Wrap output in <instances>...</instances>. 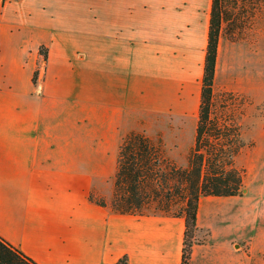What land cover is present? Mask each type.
Masks as SVG:
<instances>
[{
	"label": "crops",
	"instance_id": "1",
	"mask_svg": "<svg viewBox=\"0 0 264 264\" xmlns=\"http://www.w3.org/2000/svg\"><path fill=\"white\" fill-rule=\"evenodd\" d=\"M211 0H0V234L40 264H181L184 218L122 214L103 180L132 130L197 121ZM47 48L44 58L40 47ZM246 53V54H244ZM249 53V55H248ZM253 47L220 36L243 192L202 196L189 264H264V123ZM37 71L36 81H33ZM261 75V73H260ZM253 107V109H252ZM156 126L151 131L149 128ZM114 174V173H113Z\"/></svg>",
	"mask_w": 264,
	"mask_h": 264
},
{
	"label": "trees",
	"instance_id": "2",
	"mask_svg": "<svg viewBox=\"0 0 264 264\" xmlns=\"http://www.w3.org/2000/svg\"><path fill=\"white\" fill-rule=\"evenodd\" d=\"M225 14L222 0H211L201 101L187 164L181 166L168 155L161 136L153 137L144 130H132L124 136L119 147L110 199L97 195L94 190L89 192L91 201L108 205L117 213H162L183 217L181 264H189L193 245L206 238H198L195 234L201 230L197 225L200 197L241 194L244 170L235 165L234 158L244 146L253 144L243 141L240 124L231 113L222 112L220 117L215 113L214 102L219 92L230 97H243L228 90L215 92L213 87ZM40 52L46 58L45 46L40 47ZM36 78L37 71L33 81ZM0 264L40 263L0 234ZM116 264H127V255L121 256Z\"/></svg>",
	"mask_w": 264,
	"mask_h": 264
},
{
	"label": "rangeland",
	"instance_id": "3",
	"mask_svg": "<svg viewBox=\"0 0 264 264\" xmlns=\"http://www.w3.org/2000/svg\"><path fill=\"white\" fill-rule=\"evenodd\" d=\"M222 2L226 9L222 36L233 39H229L230 41L242 42L248 48L251 46L255 52L253 53L255 77L257 83L259 78L261 83V90L257 89L258 98H262L257 105L256 114L261 113V116L264 117V0H222ZM214 103L217 117H220L222 112L231 113L236 121L247 113L251 105L250 99L246 95L230 97L221 92L216 96ZM262 121L264 123V119ZM160 127L165 133L160 131L150 135L153 137L161 136L168 155L177 164L185 166L188 151L194 139L193 122L181 126L180 130L177 127H168L166 124ZM149 129L153 131L156 126H151ZM103 173H109L103 180V189L104 191L106 188L111 190L114 170H103ZM95 192L97 195H103L97 190ZM199 231L195 232L198 238L206 237V233L200 236Z\"/></svg>",
	"mask_w": 264,
	"mask_h": 264
},
{
	"label": "built area",
	"instance_id": "4",
	"mask_svg": "<svg viewBox=\"0 0 264 264\" xmlns=\"http://www.w3.org/2000/svg\"><path fill=\"white\" fill-rule=\"evenodd\" d=\"M3 1H10V0H3Z\"/></svg>",
	"mask_w": 264,
	"mask_h": 264
}]
</instances>
